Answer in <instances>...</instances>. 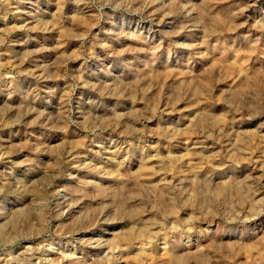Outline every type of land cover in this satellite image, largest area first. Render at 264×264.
<instances>
[{
  "label": "rangeland",
  "instance_id": "rangeland-1",
  "mask_svg": "<svg viewBox=\"0 0 264 264\" xmlns=\"http://www.w3.org/2000/svg\"><path fill=\"white\" fill-rule=\"evenodd\" d=\"M0 264H264V0H0Z\"/></svg>",
  "mask_w": 264,
  "mask_h": 264
}]
</instances>
